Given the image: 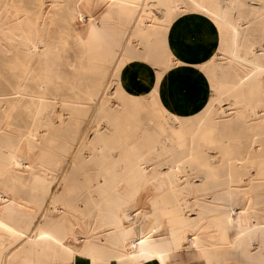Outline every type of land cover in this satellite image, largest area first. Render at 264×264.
<instances>
[{
	"label": "bare ground",
	"instance_id": "bare-ground-1",
	"mask_svg": "<svg viewBox=\"0 0 264 264\" xmlns=\"http://www.w3.org/2000/svg\"><path fill=\"white\" fill-rule=\"evenodd\" d=\"M44 3L42 2L41 5ZM5 5L8 10L5 14L0 15V46L2 44L27 45L30 51L25 65L27 74L41 72V78L46 79L49 84L62 79L60 76L62 66L56 55L58 56L61 53L58 44L63 39V36L53 21L44 19V8L46 6L40 10L38 16L30 18L22 8H17L16 0H5ZM11 7L15 8V14L10 12L9 8ZM21 7H24V5L21 4ZM55 7L53 6V8ZM188 12H197L208 16L211 20L219 23L220 30L227 33L230 37L232 47L231 51L225 52V57L228 58L231 68L236 67L237 70L242 71L244 74L242 76L238 75V82L234 84H227L216 79L214 82V93L217 96L224 95L230 100L229 108L221 109L218 115L225 116L226 114L234 117V137L236 139H248L249 136L247 134H251L250 130H252L250 129L251 123L260 128L261 123L264 121V101L257 107L248 108L246 92L247 82L252 76L257 79L256 86L259 90H262L261 84L264 82V14L256 7L247 9L245 0H170V6L166 11L170 26L172 27L183 14ZM138 21L141 25V31L148 32L147 40H150L151 35L157 33V31L152 30L154 29L153 27L150 30L151 27L148 24L147 16L146 18H139ZM131 44L133 52L136 53L140 49L138 48V41L131 42ZM147 46L148 44L143 45V50H145L147 56L145 63L154 68L156 83L155 88L151 92L140 95L142 107L145 108L142 118L146 133L142 136L137 146L129 147L131 152L130 159H124L118 149L113 147L111 151L116 162L114 165V176L111 181H108L106 177L108 164H104L94 178L95 181L93 183L86 176L79 174V181L83 185V188H81L80 185H77V182L75 184L72 182L70 173H67L73 166H77L74 165L77 154L76 151H72L69 154L71 157L68 161L67 169L61 176L55 175L54 169L49 173L47 172L48 177H53L51 178L54 183L53 188L49 192L48 200L43 203L42 210L38 211L33 219L27 217L24 220L25 222L23 221L21 224L11 223L1 217L0 210V246L7 242L10 243L9 246H5L0 252V258L3 259L4 264L9 262V257H12L13 254L22 255L25 259L34 261L31 264H44V261L48 260L49 254L44 242H47L50 246L55 245L57 248L60 245L69 247V245L74 244V241L77 242L80 239L79 234L83 238L80 241L81 243H79V246L82 247L80 248L81 250H76V244L71 246L70 249L75 251L77 256H85L93 261V264H100L101 262L103 264H138L144 261L174 264L171 260V254L179 250H197L199 256L204 259L205 264H264V240L259 233H256L250 241V245L258 249V252L254 254L258 259L253 260L252 256L248 257L244 252H238L242 250L239 241L241 233L255 225L258 227V232L261 230L259 225L264 223V218L260 216L261 214L259 213V216L256 217L254 213L248 212L245 204L240 199L239 186L241 187V184L246 182V179L242 178L239 182L240 185H234L232 183L234 175L230 170L225 169V164H221V160L216 156H212L207 161L199 160L201 158L200 141L203 136L206 137L210 132H213L207 121V116L210 112L209 98L206 96L208 100L205 98L207 101L205 100L203 107L199 106L200 109L192 114L176 113L177 111H171L172 108L171 110L168 109V112L159 113L155 94L160 92V83L167 73L185 62L171 48L165 58H156L158 63H155V58H153L152 54L153 50H147ZM121 53V57L115 63L114 71L112 70L113 72L110 74L116 78L115 81L120 88L124 86L121 77L123 68L132 61H138L136 59L127 60ZM216 56L218 55L215 53L207 61L215 63ZM107 61L108 57L105 56L104 59L90 60V63L98 66L99 72L102 73ZM67 82L71 89L75 87L74 82ZM176 82L179 83L178 81ZM167 90L169 89H166V92ZM17 92H21L20 97L30 94L33 97H38V101L42 98V95L32 93L25 81L20 83ZM262 94L264 98V91ZM88 95L91 99V95ZM181 101L183 102V98ZM201 103H204V101ZM176 105L178 104L176 103ZM99 110L100 108L98 107L95 115H98ZM13 111L14 108L10 112L12 113ZM153 112H157L163 117L166 122L165 125L161 127L155 126L154 117L152 118L151 116ZM188 112L191 113V111ZM148 128L151 129L149 130ZM203 132V136L200 137ZM171 138L181 147L188 146V152L194 159H191V161H196L195 163L197 164L194 173L202 177L204 185L210 186V180H217L218 173L223 170H226L231 177L229 186L226 189V198H222L220 202L212 204L211 207H206V210H200L196 217H192L189 214L191 206L197 201L195 202L193 198L189 199L184 193L182 185L187 179L183 177L184 174L181 175L182 165H177V168H175L178 171V176L175 180L163 170L154 171L159 176L156 180L151 179L154 168L150 169L148 163L155 160L156 153L161 148V145L168 144ZM209 138L212 143H219V140H216L212 133ZM261 145L262 143L259 139H252L253 150L261 149ZM104 148L105 144L103 143L96 146L98 152H103ZM259 154H264V150H261ZM243 165L245 166L246 163L238 165L240 170L243 169L241 167ZM15 166L18 170L22 166L35 170V152L28 150L26 154H20L16 158ZM255 174L261 181V186L264 187L263 164ZM28 185L30 186V184ZM241 189L243 190L244 188ZM207 195L209 194L207 193ZM6 197L19 208L23 207L21 202L15 200V193L10 187H5V190L0 189V205L5 202ZM90 202L93 203V210L89 209L92 211L88 216L82 203L87 208L91 206ZM180 214L184 215L186 219V223L183 225L179 220ZM243 217L245 220H243ZM252 217H256V223H252ZM53 219L62 222L63 232L61 234L53 230L52 226L55 225L52 223ZM30 220L31 223H28ZM96 228L98 231L94 233ZM4 236L8 237L7 240L2 239ZM159 237H162V246L160 245ZM235 245L238 246V254L233 255L236 250L234 249ZM57 248H50V252L53 251L54 256L49 262L51 264H73L71 260H67L68 262L58 261L60 248ZM82 253L84 255H81Z\"/></svg>",
	"mask_w": 264,
	"mask_h": 264
},
{
	"label": "rangeland",
	"instance_id": "rangeland-1",
	"mask_svg": "<svg viewBox=\"0 0 264 264\" xmlns=\"http://www.w3.org/2000/svg\"><path fill=\"white\" fill-rule=\"evenodd\" d=\"M16 1L17 8H22L30 18L38 16L40 10L46 6L44 8V19L53 21L63 36L58 44L61 53L58 56L56 55L62 66L60 73L62 79L56 80L53 84H49L46 79L41 78V72L27 74L25 65L30 55L27 45L2 44L0 46V189L5 190V187L13 189L15 200L21 202L23 206L19 208L6 197L5 202L0 205V210L1 217L11 223L21 224L27 217L33 219L37 212L42 210V205L48 200L49 192L54 184L53 179H51L53 177H48V173L54 169V174L61 176L67 169L71 157L69 154L72 151H76L74 165L77 166H73L74 168L72 167L67 173H70L72 182L74 184L77 182V185H80L81 188H83V185L79 181V174L86 176L93 183L94 178L104 164H108L106 177L108 181H111L114 176L116 162L111 151L113 147L118 149L124 159H130L129 147L137 146L146 133L142 118L145 108L142 107L140 95L130 93L124 86L120 88L115 81L116 78L110 74L114 71L118 58L121 57V51V54L127 60L136 59L145 62L147 56L145 50H143L144 44H148L147 50H153L155 63H158L156 58H165L169 49H171L169 44L171 26L166 17L170 0ZM42 2L45 3L41 5ZM21 4L24 7H21ZM245 4L247 9L256 7L264 14V0H245ZM53 6L56 7L53 8ZM9 9L12 14H15L14 7ZM7 10L5 0H0V15L5 14ZM234 13L233 15H235ZM146 16L151 27L150 30L153 27L152 30L157 31V33L151 35L150 40H147L148 32L141 31V25L138 21L139 18H146ZM160 19L162 20L160 21ZM216 25H218L221 38L216 51L218 55L216 56V64L212 61H206L200 65L206 78V84L209 89L211 88V97H209L210 112L207 116L209 123H207L214 133L210 132L206 137L203 136L204 132L201 134L200 137H203L200 141L201 158L199 160L207 161L212 156H216L221 160V164H225V169L230 170L234 175V181L232 182L234 185H240V179H246V182L242 183L241 187L239 186L240 199L245 204L248 212L254 213L256 217L260 213V216L264 218V187L261 186V181L255 174L259 167L262 164L264 165V154H259L261 150H264V121L261 123L260 128L251 123L250 129L252 130H250L251 134H247L248 139H236L233 128L234 117L226 114L225 116L218 115L221 109L229 108L230 100L224 95H215V80L234 84L238 82L237 76H242L244 73L237 70L236 67L231 68L228 58L225 57V52L231 51L230 37L220 30L219 23H216ZM134 41H138V48H140L136 53L133 52L131 47V42ZM105 56L108 57V61L103 72L100 73L98 66L90 63V60L104 59ZM221 61L225 63H221ZM65 79L74 82L75 87L71 89ZM24 81L32 93L42 95L40 101L37 100L38 97H33L30 94L20 97L21 92L18 93L17 91L20 83ZM256 82L257 79L253 76L247 82L248 108L257 107L264 101L262 94L264 82L261 84L262 90L257 88ZM88 94L91 95V99ZM98 107L100 110L98 115H95ZM12 108H14V111L11 113ZM162 109L157 104L159 113L166 112L165 109ZM151 116L154 117L155 126L165 125V120L157 112H153ZM256 128L259 130L255 133ZM211 133L216 140H219V143L210 141L209 136ZM254 138L261 141V149H252V139ZM101 143L105 144V148L103 152H98L96 146ZM187 148L186 145L181 147L171 138L168 144L161 145L156 153L155 160L149 162L148 165L150 169L154 168L151 176L152 180H156L159 176L157 172H154L156 170L167 172L175 180L178 176L176 166H183L180 170L181 175L184 174L183 177L187 179L185 180L187 182L182 185L184 193L189 199L193 198L195 202L197 201L191 206L189 214L196 217L200 210H206V207H211L212 204L226 198V189L229 186L231 177L226 170H223L218 173L217 180H210V186L204 185L202 177L194 173L197 164L196 161H193V156ZM28 150L35 152V170L23 166L19 170L16 169V158L20 154H26ZM89 155L91 156L89 157ZM191 159L193 160L191 161ZM241 163H246L245 166H241L243 167L242 170L238 167ZM248 181L249 183H247ZM82 204L89 216L93 210V203L90 202L91 206L87 208L84 203ZM256 217H252V223H256ZM179 220L182 225L186 223V219L182 214L179 215ZM28 223H31V220ZM52 223L55 224L52 226L53 230L61 234L63 232L62 222L53 219ZM259 226L261 230L258 232V227L255 225L241 233L242 236L240 235L239 241L243 251H238V246L235 245L234 249L236 250L233 255L244 252L248 257L252 256L253 260L258 259L254 255L258 252V249L251 246L250 241L256 233H259L264 240V223ZM97 231L96 228L94 233ZM78 236L80 239L77 242L74 241V244H76V250H81L82 247L79 246V243L83 238L81 234ZM7 238L6 236L2 237L3 240H7ZM161 238L158 239L162 246ZM74 244L69 245V247L60 245L57 248L55 245L50 246L47 242H44L49 253L48 260L44 261V264H51L49 261L53 258L54 252H50V248L54 247L60 248L58 260L60 262L71 260L73 264H78L79 261L87 262H81V264H93V261L85 256H77L75 251L70 249ZM9 245L10 243L7 242L0 246V252L5 246ZM187 252L195 253L204 262L197 250ZM81 255H84V253ZM2 260L0 258V264H4ZM29 260L22 255L13 254L6 264H31V262H34Z\"/></svg>",
	"mask_w": 264,
	"mask_h": 264
},
{
	"label": "crops",
	"instance_id": "crops-1",
	"mask_svg": "<svg viewBox=\"0 0 264 264\" xmlns=\"http://www.w3.org/2000/svg\"><path fill=\"white\" fill-rule=\"evenodd\" d=\"M169 44L175 54L185 63L178 68L172 69L164 76L162 80L163 83L161 82L159 85L160 92L155 94V99L157 100L160 107L165 109L167 112L168 109L171 110L172 108L171 111H177L176 113H185V115L192 114L200 109L199 106L202 108L205 102L211 96V91L206 84V78L204 77V73L201 70L200 65L206 62L216 53L218 44H220L219 29L208 16L197 12H188L183 14L171 27L169 34ZM190 72L194 74H190ZM121 76L124 87L132 94H146L155 88V70L152 66L145 62L132 61L128 63L123 68ZM175 80L179 83H177ZM175 83L179 90L175 86ZM166 89L169 90L166 92ZM206 96L208 98H206ZM182 98L183 102L181 101ZM178 101L181 106L179 105ZM202 101H204V103H201ZM174 102H176L178 105H176ZM188 111H191V113ZM171 260L174 264H204V262L200 260L195 253L181 250L171 254ZM81 262L85 263L86 261H79L78 264H81ZM138 264L159 263L156 261H144L139 262Z\"/></svg>",
	"mask_w": 264,
	"mask_h": 264
}]
</instances>
